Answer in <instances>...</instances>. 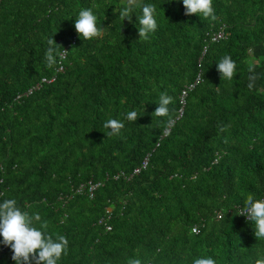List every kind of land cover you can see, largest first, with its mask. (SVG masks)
I'll return each mask as SVG.
<instances>
[{"label":"trees","instance_id":"obj_1","mask_svg":"<svg viewBox=\"0 0 264 264\" xmlns=\"http://www.w3.org/2000/svg\"><path fill=\"white\" fill-rule=\"evenodd\" d=\"M0 264H264V0H0Z\"/></svg>","mask_w":264,"mask_h":264},{"label":"built area","instance_id":"obj_2","mask_svg":"<svg viewBox=\"0 0 264 264\" xmlns=\"http://www.w3.org/2000/svg\"><path fill=\"white\" fill-rule=\"evenodd\" d=\"M225 36H226L225 29L222 27V28H220L217 32H215V33L213 34V36H212V40H213V41H218V40L224 38ZM61 55H62V60L60 61V66H59L58 70H60V71H64L65 66H64L63 59L66 58V56H67V52H66V50H63V52H62ZM54 80H55V76H53L52 78L44 77V78L41 80V82L38 83V84H37L36 86H34L33 88H31V89L27 92V94H28V93H32L33 90H35V89H37V88H40V87L43 85L44 82H52V81H54ZM199 80H200V77H198V79L196 80V82L199 81ZM194 86H195V83L191 84L189 87H187V88H185V89L183 90L182 95H181V103H182V104H185V97L187 96L188 91H189L190 89H192ZM180 113H181V114L183 113V108L180 110ZM147 165H148V158H146V159L143 161L142 167L136 168V169L134 170V173H139V172L141 171V169H142V168H146ZM90 184H91V185H90V191L93 192L94 190H96V189L99 187V185H100L101 183H92V182H91ZM253 211H254V209L251 208V209H249L248 211H246V212H244V213L247 214V218H250L251 215H252V213H253ZM219 217H222V214H221V213H219ZM100 222H101V223H105V219H102ZM107 228H108L109 230H111V229H112V226H111V225H108ZM194 231H195V232H198V231H199V229H198L197 226L194 228Z\"/></svg>","mask_w":264,"mask_h":264}]
</instances>
